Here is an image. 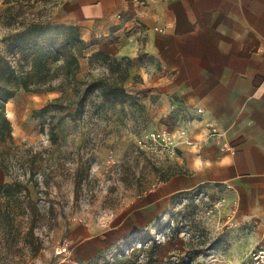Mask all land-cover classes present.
<instances>
[{
  "label": "rangeland",
  "instance_id": "1",
  "mask_svg": "<svg viewBox=\"0 0 264 264\" xmlns=\"http://www.w3.org/2000/svg\"><path fill=\"white\" fill-rule=\"evenodd\" d=\"M61 1L28 8L26 21H48ZM16 27L0 19L1 47ZM133 71L109 57L78 78L106 83L110 78L132 98L122 97L118 89L103 96V87L84 93L82 84L79 91L70 86L65 94L21 91L8 103L7 111L15 113L9 118L18 149L0 178L28 181L20 195L24 205L33 200V209L17 211L9 226L0 224V264H246L264 249V219H246L224 196H219L226 198L219 208L214 206L218 197L204 200L195 192L157 201L161 184L188 169L187 155L152 154L138 146V138L184 127L176 121V110L167 116L155 111L154 96L140 88L143 77ZM61 95L47 114H35ZM61 103L65 107L58 109ZM151 202L153 210L144 212ZM88 226L96 247L91 251L86 246L93 243L85 245L83 237ZM101 236L108 241L96 246Z\"/></svg>",
  "mask_w": 264,
  "mask_h": 264
},
{
  "label": "crops",
  "instance_id": "2",
  "mask_svg": "<svg viewBox=\"0 0 264 264\" xmlns=\"http://www.w3.org/2000/svg\"><path fill=\"white\" fill-rule=\"evenodd\" d=\"M130 17L141 32L127 30ZM48 21L79 26L87 40L78 78L102 63L93 53L128 63L155 111L176 110L198 142L180 149L188 169L161 184L157 201L204 190L264 219V0H62ZM211 125L222 136L208 137Z\"/></svg>",
  "mask_w": 264,
  "mask_h": 264
},
{
  "label": "trees",
  "instance_id": "3",
  "mask_svg": "<svg viewBox=\"0 0 264 264\" xmlns=\"http://www.w3.org/2000/svg\"><path fill=\"white\" fill-rule=\"evenodd\" d=\"M51 1H3L6 7L0 12V19H4L9 25L20 27L11 29L2 40L5 47L0 46V173L9 170L17 158L18 144L14 138L7 105L19 92L61 91L65 94L70 86L79 91L80 85L85 84L84 93L90 89L103 87V96L107 97L118 89L122 97L132 98V95L126 93L123 85L110 83V78L107 79L108 83L103 79L90 82L78 79L80 59L85 56L88 48V42L79 26L51 23L41 19L26 21L28 8L33 10L38 4H47ZM108 58L109 56L101 53H93L91 62L98 59L103 62ZM61 98L62 95L35 111V114H47L50 106L58 103ZM85 98V94L82 95L79 102H83ZM64 107L62 103L57 105L58 109ZM79 176L80 171L77 173V183L81 182ZM23 183L28 181L16 177L12 182H3L0 178V224L5 223L9 226L14 222L17 211L23 208L33 209L32 199L25 205L21 199ZM34 229L35 226L31 225L29 233L34 234ZM120 255L125 257L123 253ZM120 255L116 256L118 260L122 259Z\"/></svg>",
  "mask_w": 264,
  "mask_h": 264
},
{
  "label": "built area",
  "instance_id": "4",
  "mask_svg": "<svg viewBox=\"0 0 264 264\" xmlns=\"http://www.w3.org/2000/svg\"><path fill=\"white\" fill-rule=\"evenodd\" d=\"M129 21H132L133 23L127 24L126 28L128 31H142L141 23L137 20H133L131 17L127 19L126 22L129 23ZM220 136H222L220 129L215 125H211L208 137ZM137 142L138 146L142 150H146L152 154L169 157L178 156V153L183 146H196L198 144L187 128H181L178 130L162 129L161 131H149L141 135ZM196 197L209 200L211 195L204 190H200L196 192ZM225 203L226 198L218 197L215 200L214 206L215 208L223 207ZM246 264H264V249L255 251L252 259Z\"/></svg>",
  "mask_w": 264,
  "mask_h": 264
},
{
  "label": "bare ground",
  "instance_id": "5",
  "mask_svg": "<svg viewBox=\"0 0 264 264\" xmlns=\"http://www.w3.org/2000/svg\"><path fill=\"white\" fill-rule=\"evenodd\" d=\"M11 101H12V100H11ZM11 101H9V103H11ZM7 112H8V116H9L10 118L14 117L15 113H14L13 111L8 110Z\"/></svg>",
  "mask_w": 264,
  "mask_h": 264
}]
</instances>
